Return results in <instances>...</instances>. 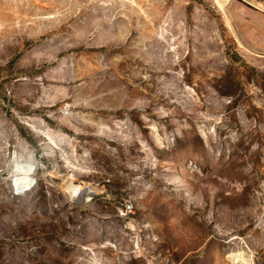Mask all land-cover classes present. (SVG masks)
<instances>
[{"label":"rangeland","instance_id":"374dc122","mask_svg":"<svg viewBox=\"0 0 264 264\" xmlns=\"http://www.w3.org/2000/svg\"><path fill=\"white\" fill-rule=\"evenodd\" d=\"M242 252L264 264V0H0V264Z\"/></svg>","mask_w":264,"mask_h":264},{"label":"bare ground","instance_id":"6f19581e","mask_svg":"<svg viewBox=\"0 0 264 264\" xmlns=\"http://www.w3.org/2000/svg\"><path fill=\"white\" fill-rule=\"evenodd\" d=\"M239 17L243 18V16H239ZM88 190L90 191V188H88ZM83 192H85V190L83 189L82 184L72 186V189H71V194H73L72 198L78 197V195L82 194ZM226 258L232 264H249V262H250L249 259L243 254V252L242 253H230L226 256Z\"/></svg>","mask_w":264,"mask_h":264},{"label":"built area","instance_id":"2783aa9c","mask_svg":"<svg viewBox=\"0 0 264 264\" xmlns=\"http://www.w3.org/2000/svg\"><path fill=\"white\" fill-rule=\"evenodd\" d=\"M128 207V206H127ZM128 208H130V207H128Z\"/></svg>","mask_w":264,"mask_h":264}]
</instances>
